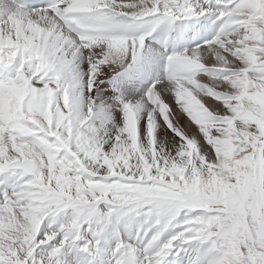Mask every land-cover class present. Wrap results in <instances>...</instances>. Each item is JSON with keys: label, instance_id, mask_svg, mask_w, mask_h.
I'll list each match as a JSON object with an SVG mask.
<instances>
[{"label": "snow or ice", "instance_id": "snow-or-ice-1", "mask_svg": "<svg viewBox=\"0 0 264 264\" xmlns=\"http://www.w3.org/2000/svg\"><path fill=\"white\" fill-rule=\"evenodd\" d=\"M0 264H264V0H0Z\"/></svg>", "mask_w": 264, "mask_h": 264}]
</instances>
